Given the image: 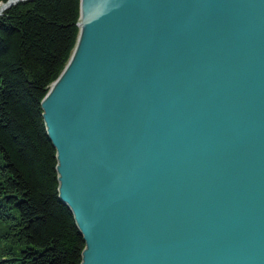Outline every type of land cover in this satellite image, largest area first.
Listing matches in <instances>:
<instances>
[{
	"label": "water",
	"instance_id": "obj_1",
	"mask_svg": "<svg viewBox=\"0 0 264 264\" xmlns=\"http://www.w3.org/2000/svg\"><path fill=\"white\" fill-rule=\"evenodd\" d=\"M40 104L80 264H264V0H80Z\"/></svg>",
	"mask_w": 264,
	"mask_h": 264
},
{
	"label": "trees",
	"instance_id": "obj_2",
	"mask_svg": "<svg viewBox=\"0 0 264 264\" xmlns=\"http://www.w3.org/2000/svg\"><path fill=\"white\" fill-rule=\"evenodd\" d=\"M79 2L24 0L0 14V264L81 262L40 104L76 43Z\"/></svg>",
	"mask_w": 264,
	"mask_h": 264
},
{
	"label": "bare ground",
	"instance_id": "obj_3",
	"mask_svg": "<svg viewBox=\"0 0 264 264\" xmlns=\"http://www.w3.org/2000/svg\"><path fill=\"white\" fill-rule=\"evenodd\" d=\"M20 1H24V0H4L0 2V14L7 8H9L10 6L20 2ZM79 32V31H78ZM67 63V62H66ZM66 65V64H65ZM64 68V67H63ZM52 87L54 85H51ZM50 87V85L48 86V89L52 88ZM47 89V91H48Z\"/></svg>",
	"mask_w": 264,
	"mask_h": 264
}]
</instances>
